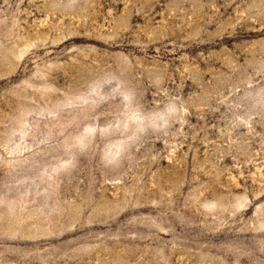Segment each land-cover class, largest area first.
Returning <instances> with one entry per match:
<instances>
[{
	"label": "rangeland",
	"instance_id": "1",
	"mask_svg": "<svg viewBox=\"0 0 264 264\" xmlns=\"http://www.w3.org/2000/svg\"><path fill=\"white\" fill-rule=\"evenodd\" d=\"M0 264H264V0H0Z\"/></svg>",
	"mask_w": 264,
	"mask_h": 264
}]
</instances>
